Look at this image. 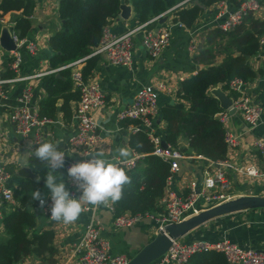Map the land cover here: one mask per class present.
<instances>
[{"label":"crops","instance_id":"1","mask_svg":"<svg viewBox=\"0 0 264 264\" xmlns=\"http://www.w3.org/2000/svg\"><path fill=\"white\" fill-rule=\"evenodd\" d=\"M35 3L34 11L30 17L32 25L25 37L37 45V50L32 53L25 47L21 48L23 62L20 75L26 77L37 73L43 74L7 86L6 97L0 96V164L10 174L8 186L13 191L20 187L21 180L24 179L19 175V169L23 167L32 169L29 165L30 153L34 152L38 145L35 142V137L39 132L43 138L42 142L48 141L56 144L60 150L65 151L66 157L79 158L81 156L72 148L70 142L77 124L73 118L67 123L62 113H59L52 123H48L39 132L34 128L26 138L16 133L11 121V113L14 108L19 106V98L27 86L32 88L33 102L38 106L40 100L46 96L42 87V79L49 72V60L53 54L49 46V38L62 25L59 16L60 0H35ZM128 3L132 5L130 2ZM217 11L218 4L206 9L192 28L180 26L173 20L172 15L168 16L166 22L155 24L153 28L156 30L169 29L171 32L169 46L157 59L151 58L143 47L141 31L137 32L134 37L132 68L110 64L104 56L100 55L101 59L93 75L101 84L105 105L94 112L101 136L96 152L103 151L106 158H111L117 154L116 149L127 147L132 154L135 153L129 144L131 131L128 128H123L122 122L118 119L119 112L133 102L136 93L141 88L165 81L173 86L176 91L182 80L196 74L201 69L202 65L194 60V55L203 43L205 33L209 29L217 27L221 21L216 16ZM3 16L9 21H14L12 13H6ZM260 16L261 19H264V14L261 13ZM140 24L141 21L132 6L129 19L115 18L109 23V28L116 34H123ZM4 28H8L11 33L10 24H4L0 21V35ZM11 61V52L0 45V78L4 77L7 68L10 69ZM251 65L257 71V77L253 82L246 83L244 91L261 105L263 112L261 122L256 127L249 125L240 112L231 114L228 120L227 129L239 138V144L228 150L227 161L230 165L225 167L227 178L231 182L230 191L234 196H264V178L250 177L237 171V168L250 164L262 167L261 153L257 149L255 141L264 137V54L253 57ZM172 100L175 101V95L161 93L159 96L160 109L166 102ZM156 122L162 132L165 121L161 115L157 116ZM182 142L186 144L185 140ZM207 164L208 160L205 157L183 160L181 170L174 176L173 188L176 192L186 194L188 192L187 183L192 178L201 176ZM57 174L63 176L70 192L76 191L80 195V190L67 176L65 167L58 170ZM42 194L44 196L49 194L44 183ZM18 205V202L15 204L4 202L0 206L2 213L0 216V238L6 239L7 237L4 229V217L13 212ZM206 206L209 207L210 205L206 204ZM93 213L102 226V236L110 242L112 254H128L133 257L156 236L155 226L157 223L155 218L145 216L130 227L118 228L114 224V212L104 204L89 206L88 210L70 224L53 222L38 208L37 226L33 233L45 229L54 230V245L57 249L55 258L57 263H60L68 258V248L82 238L84 228L89 223ZM224 238L241 246L264 250V208L245 210L215 218L179 240L183 243H191L195 240L216 242ZM69 263L79 264L78 257L73 258ZM17 264H49V262L28 256Z\"/></svg>","mask_w":264,"mask_h":264},{"label":"trees","instance_id":"2","mask_svg":"<svg viewBox=\"0 0 264 264\" xmlns=\"http://www.w3.org/2000/svg\"><path fill=\"white\" fill-rule=\"evenodd\" d=\"M219 1L128 0L141 23L176 6L168 16L172 15L174 21H180L189 28L197 24L206 9ZM230 1L234 7L238 0ZM120 4L121 0H60L62 25L49 38L53 54L49 60V72L42 79L46 96L39 103L40 118L55 120L62 113L65 122L72 120L73 103L81 96L72 79L74 66L57 69L82 59L78 66L84 79L93 75L101 57L92 53L101 41L105 26L119 17ZM35 5V0H0V15L12 13L16 34L25 37L32 25L30 17ZM158 22L149 24L148 28H153ZM263 34L264 19L254 15L247 16L230 31L214 27L205 33L204 41L194 55V60L202 65L201 69L182 80L174 94V103L166 102L160 110L165 121L162 134L167 143L186 155H203L215 162L227 159L229 149L225 142V128L216 117L223 109L210 90L221 85L230 96L237 97L239 93L230 87L233 79L246 83L255 80L257 71L253 69L251 60L260 51L259 37ZM15 75L13 70L7 68L3 76ZM136 123L135 120H124L122 126L128 128ZM183 140L186 144H183ZM129 144L143 156L135 168L128 169L122 165L131 183L124 187L122 199L113 203L114 214L162 213L164 208L160 200L165 192L170 165L152 153L153 145L145 131L131 132ZM29 165L41 179L37 183V180L24 178L20 187L14 190L19 205L3 220L7 237L0 238V264H17L28 256L57 264L54 230L33 233L39 207L38 201L31 199V193L37 189L42 192L46 169L34 155H31ZM189 264L229 263L224 253L208 250L193 255Z\"/></svg>","mask_w":264,"mask_h":264},{"label":"built area","instance_id":"3","mask_svg":"<svg viewBox=\"0 0 264 264\" xmlns=\"http://www.w3.org/2000/svg\"><path fill=\"white\" fill-rule=\"evenodd\" d=\"M216 4H218L216 16L221 20L217 27L225 32L236 28L249 15L261 18V13L264 14V3L262 0H238L234 7L230 0H220ZM175 7L145 23H141L136 28L129 29L123 34L112 32L109 24L106 25L101 41L94 49L92 55H102L110 64L132 68L134 37L137 32L141 31L143 47L151 58H159L171 42V32L169 29L156 30L155 28H148V26L164 16H168V13ZM0 21L4 24H10L11 35L16 43V49L11 51L12 61L10 62V69L16 75L14 77L0 78V96L6 97L7 86L26 78L40 76L43 73L26 77L20 75V68L23 62L21 48L25 47L34 53L37 50V45L26 37H19L16 34V22L9 21L4 16L0 18ZM177 23L180 26H185L180 21ZM259 47L260 51L257 55L264 54V34L259 37ZM81 61L82 59L57 69L74 66L72 79L74 87L79 89L81 94L80 99L73 104L72 117L77 124L70 140L72 148L81 156L79 158L65 157L66 170L73 163L86 159L95 153L101 141L94 112L104 107V92L100 82L94 75L87 80L84 79L81 68L78 66ZM245 85L246 82L233 79L230 87L239 95L237 97L232 96L234 103L229 109L222 110L216 114V117L224 125L225 142L228 149L234 148L239 144V138L226 127L231 114L240 112L243 119L252 127L258 126L261 122L263 109L260 104L244 91ZM175 92L173 86L165 81L147 85L138 90L133 102L118 114V119L121 122L124 120L137 121L136 124H131L128 129L131 132L145 131L153 145L152 153L170 165V174L166 180L165 192L160 200L164 211L159 214L147 215H132L130 213L114 215V224L118 228L130 227L141 218L150 216L156 220L155 233H158L169 224L182 222L207 208L234 197L230 191L231 182L228 180L225 170V167L230 165L227 159L215 162L205 157L208 160V164L203 169L201 176L194 177L187 183L188 192L186 194H179L173 188L174 176L181 170V162L185 159L204 157L203 155H186L179 148L169 143H167V146L163 145L165 139L156 122V118L161 112L159 96L161 93L174 95ZM33 95L32 88L27 86L21 93L19 106L14 108L11 113V121L16 133L25 138L29 136L34 128L39 132L41 128L53 122L51 119L40 118L39 106L33 102ZM232 109H235L234 113H231ZM42 141L43 138L39 132L35 137V142L39 144ZM255 145L261 153L262 167L250 164L237 168V171L250 177L264 178V137L258 138L255 141ZM142 156L143 154L135 152L130 158V162L124 164V166L128 169L135 168ZM9 178V172L0 164V206L4 202L11 204L17 202L13 189L8 186ZM71 194L74 197L79 196L76 191H71ZM46 197H48L50 204L49 194ZM206 204L210 206L207 207ZM107 206L114 212V204L112 202H109ZM42 212L50 219L46 210H42ZM1 214L0 211V216ZM101 231L102 226L96 219L95 213H93L89 223L84 228L80 241L73 243L68 248V258L57 264H70L69 261L76 257H78L79 264H127L132 257L128 254H112L110 252V242L102 236ZM208 250L224 253L229 264H264V250L241 246L230 242L226 238L216 242L195 240L191 243H183L177 239L173 241L167 253L152 264H189L193 255Z\"/></svg>","mask_w":264,"mask_h":264},{"label":"clouds","instance_id":"4","mask_svg":"<svg viewBox=\"0 0 264 264\" xmlns=\"http://www.w3.org/2000/svg\"><path fill=\"white\" fill-rule=\"evenodd\" d=\"M116 153L106 158L103 151H98L67 168V176L80 190V195L74 197L63 176L57 174L65 167V151L52 142L38 144L30 155H34L46 169L44 186L49 190L51 203L39 189L32 191L31 199L39 202V208L46 210L52 221L64 224L75 222L89 206L120 201L124 187L131 183L122 165L129 163L133 154L127 147L116 149ZM40 179L37 177V183Z\"/></svg>","mask_w":264,"mask_h":264},{"label":"water","instance_id":"5","mask_svg":"<svg viewBox=\"0 0 264 264\" xmlns=\"http://www.w3.org/2000/svg\"><path fill=\"white\" fill-rule=\"evenodd\" d=\"M131 13L132 5L128 3V0H121L119 18L127 20L130 18ZM167 19L168 16H164L159 20V22L164 23ZM0 45L9 52L16 49V43L8 28H4L1 32ZM247 57L249 58V56ZM210 92L219 100L220 107L223 110H227L233 105L234 98L223 90L221 85L213 87ZM171 103H174V100H172ZM234 112L235 109H232L231 113ZM163 145L167 146L166 140L163 141ZM18 173L21 177L30 178L32 180H37L38 177V175L30 167H23L19 169ZM257 208H264V196H234L218 205L207 208L199 214H195L182 222L165 226L164 230L156 233V236L136 255H134L127 264H152L167 253L173 241L184 237L186 234L201 225L224 215Z\"/></svg>","mask_w":264,"mask_h":264}]
</instances>
